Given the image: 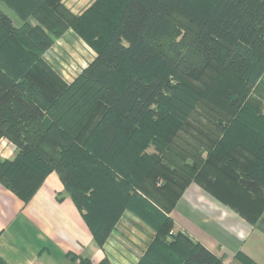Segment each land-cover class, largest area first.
I'll use <instances>...</instances> for the list:
<instances>
[{"label":"trees","instance_id":"trees-1","mask_svg":"<svg viewBox=\"0 0 264 264\" xmlns=\"http://www.w3.org/2000/svg\"><path fill=\"white\" fill-rule=\"evenodd\" d=\"M4 1L22 24L14 27L0 12V138L18 149L13 162L0 159V184L27 201L54 172L98 247L130 211L156 233L137 264H222L180 231L171 233L169 215L189 182L181 186L162 168H144L136 128L162 116L154 105L165 102L167 79L153 68L156 59L176 78L213 67L207 95L219 98L228 121L210 157L219 163L226 158L231 185L256 194L261 211L264 124L252 128L238 114L264 68L252 76V64L236 49L264 65V0H96L78 17L62 0ZM180 20L189 25V35ZM68 28L96 58L66 85L42 56ZM8 46L10 61L3 57ZM97 112L100 119L90 129ZM138 169L143 179H135ZM158 175L163 186L150 182V191L143 185ZM236 258L255 264L241 254ZM0 264L7 263L0 258Z\"/></svg>","mask_w":264,"mask_h":264},{"label":"crops","instance_id":"crops-1","mask_svg":"<svg viewBox=\"0 0 264 264\" xmlns=\"http://www.w3.org/2000/svg\"><path fill=\"white\" fill-rule=\"evenodd\" d=\"M95 1L62 0L61 3L71 15L78 17ZM29 23L31 26L37 24L33 19ZM12 24L18 28L22 22L17 26ZM42 58L51 70L59 73L65 84H69L95 60L96 54L68 28L53 39ZM17 152L14 144L0 138L1 160H11ZM204 175L207 174L201 173L202 179ZM211 186L210 192L203 190L200 183L190 184L170 217L174 226L193 242L204 246L224 264H235L233 255L243 242L240 235H247L255 228L247 221L255 223L261 207L255 204L253 196L230 183L219 181ZM219 198L227 201V206ZM238 211L243 215L238 216ZM199 227H209L212 231L207 242L198 238ZM141 228L136 217L125 212L111 236L98 247L78 209L64 193L56 173L48 174L27 201L0 184V258L7 264H135L137 256L126 244L138 248V253L144 251L137 236L142 237L146 232V236L151 237L152 233ZM226 241H232L235 250H229ZM215 247L219 248L217 252H214Z\"/></svg>","mask_w":264,"mask_h":264},{"label":"rangeland","instance_id":"rangeland-1","mask_svg":"<svg viewBox=\"0 0 264 264\" xmlns=\"http://www.w3.org/2000/svg\"><path fill=\"white\" fill-rule=\"evenodd\" d=\"M0 12L5 15L9 21L11 20L15 26L21 22L20 19L16 18V16L10 11V4L8 5L4 0H0ZM180 22L182 26L185 27V33L189 35L191 33V29L188 27L189 25L181 20ZM236 51L248 59L252 64V76L257 75L258 71L261 68H264L263 63L256 57H253L246 49L237 48ZM3 54V57L9 58L10 61V46L4 49ZM153 68L163 74L167 79V86L164 91V97H166V100L165 102L164 100H159L154 105L155 110L162 111L161 117L148 118L143 124L136 128L137 136L141 137L140 140L144 146L142 152L144 168L150 169L152 166L155 169L162 168L165 170L166 175L172 178V181L175 184H180L181 186H183V182L188 181L189 183L185 190L193 182L200 183L203 190H208L212 187L211 185H214L219 181L230 183L231 180L229 176L233 173V168L228 164L226 158L223 159L222 163H219L213 161L214 159L210 157V154L214 153L213 149L216 142L222 136L221 130L228 121L227 113L223 110L219 98L213 97V93L211 92L207 95L208 87L214 76L213 67H207L200 74H194L185 78H176L173 75L174 73L172 72L171 67L160 58L155 60ZM53 73L55 72L53 71ZM134 73L141 74L143 77L147 76L141 72ZM57 74L60 78L59 73ZM103 76L106 77L105 74H103ZM100 113L102 112H97L93 115V118L88 124V128L91 129L97 123L100 119ZM238 118L252 128H258L260 124H264V70L260 75V78L250 89L246 102L238 114ZM127 158H130V155L124 156L123 159ZM237 159L240 162H244L240 157H237ZM13 160L14 158L7 161L13 162ZM238 169H240V165H238ZM138 170L140 173L137 175L138 178H135L136 180L141 179L142 173L144 172L142 169ZM201 173L207 175H204V178L202 179ZM150 182H153L157 187H161L165 184L163 176H156L154 181L148 179L143 182V185L150 191L152 189ZM217 188L218 187H216V189ZM184 191L182 192L181 197ZM209 191L211 192L212 189H209ZM213 193L215 194V192ZM248 194L251 197L253 196L256 205L261 206L260 203L262 202L256 194L250 192H248ZM219 199L222 200L220 202L227 206L225 204L227 201L223 198ZM134 207L136 208L137 206L134 205ZM140 209L142 210V213L145 214L144 209L142 207H140ZM125 212L136 217L138 222L142 225V230L147 228L152 233L151 237L146 236V232H144L145 235H142V237L137 234V239L142 241V247L144 249L142 253L137 252L138 248L136 249L134 246L131 248L129 243H125L130 251L137 256L135 262V264H137L143 254H146L156 233L134 213L130 211ZM146 216L154 219L155 222L158 221V218L154 213L146 214ZM247 222L255 228H253V230L247 235H240L241 238H243V242L241 247L237 249V252L233 255V261L235 264H244L236 258V255L241 254L255 264L257 262L264 263V209L256 215L255 223L253 222L252 224L250 221ZM177 231L180 230L173 226L171 233L175 234ZM198 231V238L203 242H207V237L208 239L211 237L212 231L209 227H199ZM183 234L189 238L185 233ZM166 241L170 244L172 238L168 237ZM226 245L229 250H235V245L232 241H226ZM218 250V247L214 248V252H217ZM222 264L224 263L222 262Z\"/></svg>","mask_w":264,"mask_h":264}]
</instances>
